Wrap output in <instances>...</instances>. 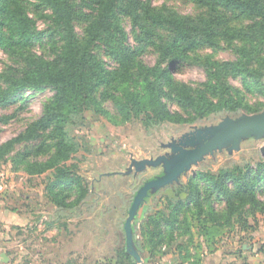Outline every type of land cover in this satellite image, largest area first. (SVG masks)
<instances>
[{"label":"rangeland","instance_id":"obj_1","mask_svg":"<svg viewBox=\"0 0 264 264\" xmlns=\"http://www.w3.org/2000/svg\"><path fill=\"white\" fill-rule=\"evenodd\" d=\"M143 1L182 16L202 11L185 0ZM74 3L84 12L81 0ZM26 9L36 30L44 33L43 40L26 53L27 62L53 60L61 42L53 32L50 11L37 0H26ZM81 15L75 28L83 38L86 24ZM231 17V25L240 23ZM121 26L125 44L139 47L132 21L123 17ZM160 35L164 40L169 32ZM234 48L233 41H221L202 48L190 61L160 65L173 72V82L164 85V105L191 119L186 123L160 117L146 124L141 118L123 121L114 100L123 95L126 84L117 80L97 88L95 96L107 115L87 111L71 132L79 151L67 164L75 166L72 171L80 179V189L75 185L53 189L54 170L28 174L29 164H45L55 155L52 130L9 149L0 161V264H264V191L256 197L261 204L257 211L247 205L243 217L229 218L226 200L199 182L202 207H183L175 226L167 224L171 212L188 203V183L197 173L218 175L264 165L262 126L243 127L209 147L241 122H264V94L248 93L241 79L230 73L229 62L237 60ZM143 49L138 59L147 67L155 66L156 47ZM94 50L109 72H117L102 45ZM19 59L0 50V74L27 67L18 65L16 61H23ZM133 73L136 77L135 69ZM259 83L264 87V76ZM211 84L232 87L238 101L244 100L242 108L214 106L198 118L175 101L174 91L180 88L195 96L205 92L218 101L219 95L208 91ZM6 86L0 81V92ZM55 94L51 87L23 88L12 93L11 105L0 100V146L39 121ZM147 102L150 107L149 97ZM228 189L234 190L232 183ZM1 254L10 255L7 263Z\"/></svg>","mask_w":264,"mask_h":264},{"label":"trees","instance_id":"obj_2","mask_svg":"<svg viewBox=\"0 0 264 264\" xmlns=\"http://www.w3.org/2000/svg\"><path fill=\"white\" fill-rule=\"evenodd\" d=\"M37 1L50 11L55 26L53 32L61 43L56 45L53 60L27 62L26 53L43 40L44 33L36 30L27 12L26 0H0V50L10 58L23 59L16 63L27 66L18 73L15 71L19 69L11 74H0V81L7 85L0 92V100L11 105L12 93L23 88L51 87L56 94L39 121L0 146V161L15 144L32 140L39 132L51 133L52 130L55 155L45 164H29L28 174L41 175L54 170L53 189L62 185H75L80 189V179L72 171L75 166L67 164L79 151V143L71 132L84 120L83 114L87 111L107 115L95 96L99 87L117 80L126 84L122 87L123 95L114 100L123 121L141 118L146 124L160 117L175 123L189 122L191 119L166 109L162 100L164 85L173 79V72L160 65L190 61L202 48L216 47L219 42L229 40L234 42L237 55L236 61L229 62L230 73L241 79L248 93L264 94V87L259 83L264 76V0H185L202 10L194 17L182 16L166 8L156 10L143 0H81L84 12L78 10L74 0ZM77 11L86 24L83 38L77 35L75 28L80 18ZM231 15L239 19L238 25L230 24ZM123 17H128L136 28L141 41L139 47L125 44ZM160 31L169 32L167 39L162 40ZM98 45L105 48L118 66L117 72H109L97 59L94 49ZM150 46L156 47L158 53V63L153 67L145 66L138 59L143 48ZM217 82L223 84L218 78ZM130 84L139 88L131 91ZM208 91L212 96L217 93L218 101H212L205 92L195 96L187 88L174 91L175 101L198 118L204 117L214 106L230 110L242 108L244 100L238 101L229 85L211 84ZM148 97L152 101L150 107ZM199 182L208 184L226 200L229 218L237 214L243 217L247 205L252 212L261 206L256 197L264 191V165L245 170L237 167L231 173L222 171L218 175L197 173L188 183V203L171 212V220L167 222L170 227L179 221L183 207L190 204L202 207ZM229 183L234 186L232 192L228 189Z\"/></svg>","mask_w":264,"mask_h":264},{"label":"water","instance_id":"obj_3","mask_svg":"<svg viewBox=\"0 0 264 264\" xmlns=\"http://www.w3.org/2000/svg\"><path fill=\"white\" fill-rule=\"evenodd\" d=\"M245 122V121H244ZM244 122H241L239 125L235 126V127H232L229 131H227L226 133H224L218 140L214 141L209 147L211 146H214L216 144H218L220 141L226 139L227 137L229 136H232V135H235L238 131H240L243 127H255V126H262L264 127V122L262 123H244ZM209 147L207 148H204L203 151H205L206 149H209ZM169 180V179H168ZM137 205V201L135 203V206ZM138 260H140L139 258H137ZM2 260L3 262L7 263L9 258L6 254H3L2 255Z\"/></svg>","mask_w":264,"mask_h":264},{"label":"crops","instance_id":"obj_4","mask_svg":"<svg viewBox=\"0 0 264 264\" xmlns=\"http://www.w3.org/2000/svg\"><path fill=\"white\" fill-rule=\"evenodd\" d=\"M1 255H3V254H1ZM9 258V257H8ZM9 261V260H8Z\"/></svg>","mask_w":264,"mask_h":264}]
</instances>
